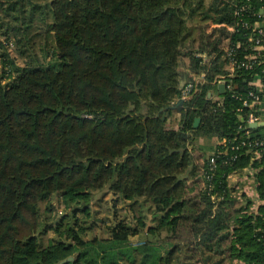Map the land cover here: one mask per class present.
Segmentation results:
<instances>
[{"label":"trees","instance_id":"trees-1","mask_svg":"<svg viewBox=\"0 0 264 264\" xmlns=\"http://www.w3.org/2000/svg\"><path fill=\"white\" fill-rule=\"evenodd\" d=\"M242 4L250 21L264 9V0H0V264H264V205L253 212L228 184L249 163L231 144L252 72L236 69L233 90L209 96L225 48L245 40L232 29ZM201 72L200 91L177 104ZM202 137L223 141L213 152L224 159L238 156L219 159L211 183ZM256 178L264 197V165ZM108 194L126 222L93 212ZM137 202L148 221L133 213ZM88 220L104 235L89 236Z\"/></svg>","mask_w":264,"mask_h":264},{"label":"built area","instance_id":"built-area-1","mask_svg":"<svg viewBox=\"0 0 264 264\" xmlns=\"http://www.w3.org/2000/svg\"><path fill=\"white\" fill-rule=\"evenodd\" d=\"M246 10V4L237 5L233 10L234 28L232 29H235L236 32L243 29L244 32L242 36L245 40L229 43L225 48L224 57L227 66L223 74H219L213 79L212 90L216 89L219 84L224 83L225 91H232L234 86L231 83V77H233L235 70L238 68H243L252 72L251 79L247 82L250 89L242 98V105L236 109L237 116L240 119V124L237 127V134L239 135L235 138L236 143L231 144V150L238 151L242 148H246L245 152L249 155V163L238 171L244 169L249 171V174L245 176L246 183L243 184L244 186L246 184L245 188L252 190L253 202L258 203L259 206L264 205V197L259 196L257 190L259 182L256 178V173L264 165V136L259 137L257 133L252 132L251 125L264 121V27L260 23L264 17V9L260 10V13L257 15L258 19L256 18L254 21L249 20L250 15L246 14ZM202 59L205 60V57L202 56ZM205 81V72L193 75L191 80L182 84L180 100L191 99L200 91ZM214 91L216 92V90ZM218 95L220 96V94ZM212 97L219 101L221 99L215 95H212ZM244 107H248L246 112L243 109ZM222 155V152H213L209 156L208 168L205 173V178L209 183H211L219 159L222 163H228L238 159L237 155H232L230 158L226 159H224ZM253 162H263V164L253 166ZM233 188L237 190L239 186H234ZM210 189H212V185H209L208 190ZM235 191H233V194H235ZM236 195L238 197L242 196L241 193ZM213 197L214 196H212V198ZM254 212H257V209Z\"/></svg>","mask_w":264,"mask_h":264},{"label":"rangeland","instance_id":"rangeland-1","mask_svg":"<svg viewBox=\"0 0 264 264\" xmlns=\"http://www.w3.org/2000/svg\"><path fill=\"white\" fill-rule=\"evenodd\" d=\"M185 80H184V82H185ZM213 95L220 98V96L215 91H213ZM175 113L176 112H173V114H175ZM178 119H179V116L175 115V119L172 118L170 121H168L169 125L172 127H177L178 123H179ZM210 140H212V139L202 137V138H199L197 140L196 144L197 145L199 144V146L202 145L201 147L206 148L207 147L206 145H207V143H209ZM222 142L223 141H220V143H222ZM205 152L207 153V152H209V150L206 149ZM208 156H209V154H208ZM112 197L113 196H111L110 194L105 195L103 197L101 195L95 196V198L92 200V203H91L93 212H96V216L99 219H104L105 217H109L111 220L113 218V213H116L117 215H119L117 218H122V220L124 222H126L128 220L127 207L120 200H118L117 203H115L113 205L112 200H111ZM53 205H54V207L58 208V215L61 214L62 212H64V208H63L64 205L62 203H58L56 200H54ZM148 210H149L148 204L141 205L139 202L133 204V213L137 216H140V217H143L145 215L144 219L147 221L149 219L148 214H151V210H149V212H148ZM85 223H86L85 226L89 227V232H88L89 236L90 235H99V236L104 235V233L101 229H99L97 227L95 228V227L90 226L91 220H88Z\"/></svg>","mask_w":264,"mask_h":264},{"label":"crops","instance_id":"crops-1","mask_svg":"<svg viewBox=\"0 0 264 264\" xmlns=\"http://www.w3.org/2000/svg\"><path fill=\"white\" fill-rule=\"evenodd\" d=\"M261 25L264 27V17H263V19L261 20ZM214 90H216V92L218 93V94H220L219 92H218V90H217V88L216 89H214ZM214 90H212L210 93H209V96H212L213 95V91ZM175 115H178L177 113H175V114H171L170 115V117L168 118V121H170L172 118L173 119H175ZM179 116V115H178ZM169 123V122H168ZM261 129H262V131L264 132V125L262 126V127H260ZM220 144V141L218 140V139H216V138H212V140H210L209 141V143H207V147L206 148H204V147H201V146H199V144H198V146L199 147H201V148H203V149H207V150H209V152H207L208 154H209V156L213 153V150L215 149V147L216 146H218ZM249 171L247 170V169H244V170H242V171H238V172H236V173H233V174H231L229 177H228V184H229V186L231 187V189H233V191H235L236 189H234L233 187L234 186H239V189H237L236 191H235V196L238 198V200H240L242 203H244V201H246L247 199H249V201L252 203V205H251V210L254 212V211H256V209H257V207H258V203H254L253 201H254V198H253V193H252V190L251 189H248V188H245L246 187V184H245V186H244V184L243 183H246V180H245V176H247L249 173H248ZM248 183H250V182H248ZM247 183V184H248ZM232 191V192H233ZM238 193H241L242 194V196L241 197H238L236 194H238Z\"/></svg>","mask_w":264,"mask_h":264},{"label":"water","instance_id":"water-1","mask_svg":"<svg viewBox=\"0 0 264 264\" xmlns=\"http://www.w3.org/2000/svg\"><path fill=\"white\" fill-rule=\"evenodd\" d=\"M225 86H224V83H222V84H219L218 86H217V90H218V92L220 93V94H223L224 92H225ZM181 101L182 100H179L178 101V103L177 104H179V103H181ZM199 122H200V118H195L194 119V123H193V126L194 127H197L198 126V124H199ZM264 125V121H261V122H258V123H256V124H253V125H251L253 128H255V127H257V128H260V127H262ZM68 259H71V258H68ZM67 259V260H68Z\"/></svg>","mask_w":264,"mask_h":264}]
</instances>
